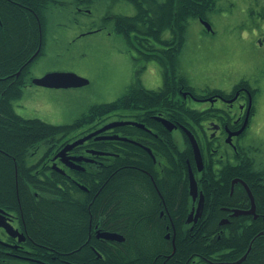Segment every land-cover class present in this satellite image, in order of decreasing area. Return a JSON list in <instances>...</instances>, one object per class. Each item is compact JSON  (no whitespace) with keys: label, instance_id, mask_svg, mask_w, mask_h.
<instances>
[{"label":"flooded vegetation","instance_id":"flooded-vegetation-1","mask_svg":"<svg viewBox=\"0 0 264 264\" xmlns=\"http://www.w3.org/2000/svg\"><path fill=\"white\" fill-rule=\"evenodd\" d=\"M8 1L34 13L37 21L38 46L7 81V86L17 82L21 91L34 85L27 74L42 52L47 25L58 40H75L78 37L69 31L78 24L73 14L104 12L103 19L113 21L111 30L118 33L119 15L109 12L119 0ZM157 1L162 10L170 2L174 8L179 5V0ZM215 2L194 17L202 26ZM248 6L257 55L252 62L236 60L224 66V83L174 89L182 110L168 108L165 113L162 106L133 107L131 102L124 110L46 138L29 154V167L41 173L48 192H57L56 186L62 194L43 199L51 209L86 214L72 224L73 233L62 239L45 235L38 216H23L14 164V197L6 196L5 186H0V264H264V238L257 239L264 237V152L251 151L260 137L262 124L257 120L264 106V0H248ZM104 26L89 28L79 37ZM202 28L213 32L212 26ZM166 31L165 38H171V30ZM128 46L138 52V46ZM155 48L165 47L157 42ZM114 121L140 126L117 125L96 132ZM123 126L129 132L120 131ZM121 169L144 180H129L124 199L113 180ZM34 195L35 201L42 200ZM235 225L241 227L243 241L247 235L251 238L245 251L232 258L235 250L227 242ZM218 241L220 246L214 244Z\"/></svg>","mask_w":264,"mask_h":264},{"label":"trees","instance_id":"trees-1","mask_svg":"<svg viewBox=\"0 0 264 264\" xmlns=\"http://www.w3.org/2000/svg\"><path fill=\"white\" fill-rule=\"evenodd\" d=\"M19 1L30 4L33 0ZM133 2L136 7L134 15L116 17L117 32L124 36L129 45L138 46V52L142 58L154 59L161 65L163 72L161 87L157 90H145L132 85L119 98L108 103L90 106L70 124H51L39 118L22 117L12 108V100L19 96L21 90L17 88V82L7 86V81L13 78L12 75L23 66L38 46V28L34 13L17 8L8 0H0V76L4 77L0 79V182L4 185L0 186H5L6 196L14 197L12 183L14 164H16L19 170V196L23 216H38L45 235L53 233L58 238H64L73 233L72 224L81 221L79 216L86 214H82L77 209L75 212L51 209L43 200L47 197H59L62 194L60 195L56 186L54 189H57V192H48L49 189L42 181L41 173L36 172L34 168L30 169L31 163L27 158L37 145L48 137L81 127L82 124L92 121L99 115L124 110L131 102L133 107L141 104L147 108L162 106L165 113L169 111L168 108L182 110V105L179 106L174 99L173 90L181 86L188 88L185 77L177 67L178 55L185 41L188 19L202 16L213 6L214 0H179L177 7L174 8L170 2L163 10L157 0H133ZM167 29H170L172 34L169 39L164 36ZM157 42L163 44L165 48L157 50L155 48ZM21 74H26V71ZM128 128L123 126L120 131L129 132ZM134 130L142 132L141 129ZM113 180L117 195L122 199L125 198L129 180L135 184L144 181L138 175L128 174L125 169L118 171ZM34 192L37 193L38 198L42 199L41 201L34 200ZM60 216H64L63 219ZM233 230L234 234L230 235V241L227 243L228 247L233 246L235 251L232 258H235L245 251L251 235L243 237V241L242 236L239 235L241 227L235 225ZM257 230L255 229L254 232ZM263 238L261 236L257 239L262 241ZM253 243L255 245V242ZM196 244L199 245L194 243ZM214 244L220 246L221 242Z\"/></svg>","mask_w":264,"mask_h":264},{"label":"rangeland","instance_id":"rangeland-1","mask_svg":"<svg viewBox=\"0 0 264 264\" xmlns=\"http://www.w3.org/2000/svg\"><path fill=\"white\" fill-rule=\"evenodd\" d=\"M135 11L129 0H119L109 13L132 15ZM104 14H73L78 24L73 23L69 31L78 37L75 40H58L47 25L42 52L30 65L27 78L54 71L72 72L88 83L71 88L28 85L12 100L17 114L53 124H70L90 106L111 102L132 85L152 90L162 85L161 65L142 58L128 46L122 34L111 30L113 21L103 19ZM250 16L248 0H216L214 8L206 13L213 32L205 31L199 18L188 19L185 41L177 59L178 71L187 85L197 90L219 85L224 83V66L236 60H254L257 54L252 49L255 37ZM101 25H105L103 29L79 37L87 29H98ZM164 34L167 36L168 32ZM257 121L262 124L260 137L251 151L263 153L264 106Z\"/></svg>","mask_w":264,"mask_h":264},{"label":"water","instance_id":"water-1","mask_svg":"<svg viewBox=\"0 0 264 264\" xmlns=\"http://www.w3.org/2000/svg\"><path fill=\"white\" fill-rule=\"evenodd\" d=\"M203 25L207 30H211V26L208 22L203 21ZM31 82L34 85L47 87V88H71V87H80V86L86 85L88 83V80L77 75V74H75V73H72V72L54 71V72L45 73L44 75L37 77V78H32ZM164 123L169 129H171L168 126L167 121L164 120ZM125 124H135V125L140 126L139 124H136V123H133L130 121H116V122L114 121V122L108 123L107 125H105L104 127H102L101 129H99L96 132H99L103 129H107V128H110L113 126L125 125ZM94 133L95 132L90 133L87 136L83 137L82 139H79L78 141H75L72 144L64 147L60 151L59 155H62L66 149L71 148L72 146L82 142L83 140H85L86 138H88L89 136H91ZM188 134H189L190 138H192L191 141H192L194 149H196L198 152V149L196 148L197 146L195 145L193 136L189 132H188Z\"/></svg>","mask_w":264,"mask_h":264}]
</instances>
